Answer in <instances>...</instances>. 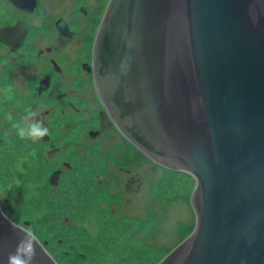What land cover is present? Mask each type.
<instances>
[{"label":"water","instance_id":"95a60500","mask_svg":"<svg viewBox=\"0 0 264 264\" xmlns=\"http://www.w3.org/2000/svg\"><path fill=\"white\" fill-rule=\"evenodd\" d=\"M94 75L122 134L196 182L194 232L159 264H264V0H110ZM23 226L0 205V264ZM55 260L38 238L34 264Z\"/></svg>","mask_w":264,"mask_h":264},{"label":"flooded vegetation","instance_id":"af4514ba","mask_svg":"<svg viewBox=\"0 0 264 264\" xmlns=\"http://www.w3.org/2000/svg\"><path fill=\"white\" fill-rule=\"evenodd\" d=\"M109 1L0 0V101L7 102L5 92L11 88V92L8 94L13 98L9 103L13 102L14 106L15 96L20 97L24 92L31 90L34 91L36 97L43 99L42 106L45 104L51 106V109L44 113L45 118L56 112L61 115L63 120L69 122L65 132L49 131L50 135H45L33 144L35 147L50 146L47 153L51 163L38 177L43 176L48 179L52 188L59 191L61 199L67 201L69 209L71 207L73 211V205L78 207H75L76 215L73 218L70 217V211L67 209L69 214L64 216L66 226L59 228L56 245L59 249L65 247L69 250V256H73L69 258L71 264L89 262L91 254L98 247L100 250L106 248L103 253L97 252L98 255L106 260H111L110 256L115 254L116 246L126 247L125 240L135 239L134 236L129 238L124 236L118 230H100L98 232L99 226L95 228L91 226L94 222L92 218L95 219L94 211L99 205V203L98 205L93 204L94 201L102 200L101 197L109 192V188L107 189L109 180L106 179V174H103L105 178L101 177L96 181L93 179V167L98 165L97 160L94 161V157L96 158L99 154L100 156L113 155L119 161L118 155L123 154L122 146L124 140L127 139L113 121L108 108L99 97L95 85V40ZM24 103L25 101L22 104ZM81 107H84L83 112H81ZM28 109L27 106L25 110ZM89 111L92 112L93 121L86 120L80 127H76L77 116H80L81 113L88 114ZM23 113L28 114L26 111ZM37 118L43 126L52 129L46 120L41 121V117ZM77 128L84 130L81 136L78 135ZM76 133L80 139L85 138L86 135L89 138L90 150L84 153L85 150L81 147L78 152H75L81 153L78 158L80 162L87 159L85 155L89 156L90 163L85 165L86 170H81L83 165L78 166L76 159L71 161L67 149H65L67 157L64 153L52 154L60 148L58 144L62 143L61 138L65 142L67 139L70 141L71 138L77 140ZM110 133L117 136V142L105 143L106 139H109ZM120 139L123 143L120 142ZM55 157L58 160L53 162ZM147 159L152 161L148 157ZM111 167L115 168L114 165H110L107 172ZM117 169L120 171L117 172L113 169L116 174L110 181L111 183L113 181L114 187L117 186L119 192L125 195L126 191H122L125 179H118L120 174H125V170ZM126 171L129 172V170ZM16 177L18 176L16 175ZM24 193L26 192L24 191ZM106 210V206L100 209L102 213H105ZM123 210L119 205L112 204L108 215L116 218ZM24 223L25 227L23 226V228L25 229L31 226L29 221ZM89 223L90 225H88ZM85 227L91 230H84ZM72 228L76 230H72ZM93 230L96 232L93 233ZM61 231L67 233L64 238L61 237ZM78 233L84 236L79 237L78 235L81 234ZM94 234H96L95 241L98 245L91 241ZM135 244L142 243L132 241L127 250L119 251L124 264H151L152 260H155L152 257L154 252L150 251L151 258H142L141 255L133 253ZM43 245L50 247L51 242L44 240ZM78 249L88 250L89 253L76 255ZM135 258L138 263H135ZM110 263L115 264L113 260Z\"/></svg>","mask_w":264,"mask_h":264},{"label":"rangeland","instance_id":"374dc122","mask_svg":"<svg viewBox=\"0 0 264 264\" xmlns=\"http://www.w3.org/2000/svg\"><path fill=\"white\" fill-rule=\"evenodd\" d=\"M14 100L16 101L14 106L13 102L10 104L8 99L7 102L0 101V205L7 207V216H13L16 224H25V221H29L31 226L27 229L33 230L42 244H44V240L51 242L50 247L45 248L56 253L58 264H71L69 258L73 256H69V250L65 247L59 249L56 245L59 228L66 226L64 216L69 214L67 209L70 211V217L73 218L76 215L75 207L77 206L74 207L73 205V211L71 207L69 209L67 201L61 199L59 191L52 188L48 179L43 176L38 177L51 163L47 153L50 146L35 147L31 140H21L15 136V129L12 127L16 123L23 127L24 121L29 124L39 122L37 117H41V121L46 120L49 127L52 128L48 129L50 132H65L69 122L63 120L61 115L56 112L45 118L44 113L50 110L51 106L48 104L42 106L43 99L36 97L34 91L24 92L20 97L15 96ZM24 101L25 103L22 104ZM27 106L35 111L36 115L29 116L23 113V111L28 113V110H25ZM83 108L81 107V112L84 111ZM6 113L11 114V121L6 119ZM19 116L22 117L16 118ZM86 120L93 121L91 111L88 114L83 115L81 113L80 116H77V124L74 122L75 126L80 127L82 122H86ZM77 130L80 136L84 133L83 129L77 128ZM6 132L8 133L7 136L5 135ZM48 134L50 135V133ZM78 135L76 133L77 140L71 138L70 141L67 139L66 142L61 138L62 143L58 144L60 148L52 154L64 153L67 157V152H65L67 149L71 161L76 159L78 166L83 165L81 170H86L85 165L90 163L89 156L85 155L87 159L80 162L78 158L81 153L75 152H78L81 147L85 150L84 153L88 152L90 150L89 138L86 135L85 138L80 139ZM108 136L110 137L109 139L105 138L107 140L105 143L118 141L117 136L112 133ZM120 142H122L121 139ZM104 146L106 147V145ZM42 148L44 149L42 150ZM122 149L124 151H121L123 152L122 155H118L119 161L113 155L100 156L99 154L96 158L94 157V161L97 160L98 165L93 167V179L96 181L98 178H105L103 174H106V179L109 180L107 183L109 192L101 197L102 200L94 201L93 204L98 205L99 203V205L94 211L93 217L95 216V219L92 218L94 222L91 226L94 228L99 226L98 232L100 230H118L119 233L128 236V238L134 236L135 239L125 240L126 247L116 246L115 254L110 256L115 264H124L119 251L121 249L127 250L132 241L142 243L134 245V254L149 259L151 258L150 251H152L154 252L152 257L155 260H152L151 264H159L194 232L196 215L191 200L196 182L185 173L169 170L163 166L161 168V165L148 160L147 156L127 139L124 140ZM55 160H58L57 157L53 158V162ZM110 165H114L115 168L111 167L107 172ZM117 168L125 170V174H120L118 177L119 180L125 179L122 190L123 192L126 191L125 195L119 192L117 186L114 187L113 181L112 183L110 181L116 174L113 169L117 172L120 171ZM112 204L119 205L120 208L124 209L119 212V216L116 218L108 215ZM104 206L107 207V210L102 213L100 209ZM72 230L76 229L72 228ZM84 230L91 229L85 227ZM95 232L96 230H93V233ZM61 234V237L64 238L67 233L61 231ZM96 234H94V238H91L93 244L96 242ZM95 244L98 245L97 242ZM104 251L106 248L100 250L98 247L91 254L89 262H80V264H111V260H106L97 253ZM81 253L88 254L89 251L81 249L76 251V255ZM135 263H138L137 258H135Z\"/></svg>","mask_w":264,"mask_h":264},{"label":"clouds","instance_id":"9594fccd","mask_svg":"<svg viewBox=\"0 0 264 264\" xmlns=\"http://www.w3.org/2000/svg\"><path fill=\"white\" fill-rule=\"evenodd\" d=\"M11 92V88L5 93L6 98L11 100L13 97L8 95ZM6 119L9 121L12 120L10 113H6ZM28 115H36L35 111L28 109ZM12 127L15 129V136L21 140H31L35 143L38 139H42L45 135H48V128L44 127L41 122L29 124L27 121H24V126L21 127L19 123L13 124ZM7 136L8 133L6 132ZM38 237L35 232L29 231L26 236L20 239L17 244L16 250L13 253H10L8 256L7 264H34L36 256V243Z\"/></svg>","mask_w":264,"mask_h":264}]
</instances>
